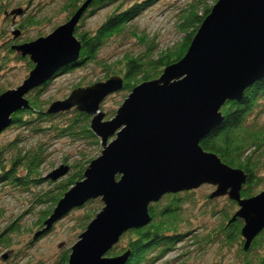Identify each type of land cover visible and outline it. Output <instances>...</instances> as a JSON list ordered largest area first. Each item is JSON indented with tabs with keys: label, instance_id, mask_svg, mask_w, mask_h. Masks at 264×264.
Returning <instances> with one entry per match:
<instances>
[{
	"label": "water",
	"instance_id": "95a60500",
	"mask_svg": "<svg viewBox=\"0 0 264 264\" xmlns=\"http://www.w3.org/2000/svg\"><path fill=\"white\" fill-rule=\"evenodd\" d=\"M90 1L45 36L12 45L33 67L20 85L0 92V132L12 122L13 112L30 107L25 96L32 88L78 60L82 44L74 31ZM22 12L20 7L10 11ZM187 50L156 79L137 83L111 119L103 120L99 107L107 95L122 89L118 74L75 87L45 109L46 114L72 108L87 113L103 146L44 222L48 228L70 209L101 197L102 208L71 246L67 264L127 263L130 253H107L123 232L151 221L150 203L205 182L217 184L211 196L228 190L238 202L246 247L264 228V190L241 199L243 173L200 146L203 136L222 123V104L239 101L244 89L264 77V0H217ZM109 135L116 139L109 141ZM67 170L60 166L48 176L56 180Z\"/></svg>",
	"mask_w": 264,
	"mask_h": 264
},
{
	"label": "trees",
	"instance_id": "16d2710c",
	"mask_svg": "<svg viewBox=\"0 0 264 264\" xmlns=\"http://www.w3.org/2000/svg\"><path fill=\"white\" fill-rule=\"evenodd\" d=\"M84 1L64 0L62 11L69 12L64 20H68ZM120 1H90L87 9L81 14L74 31L75 36L82 44L78 60L72 65L63 66L59 72L41 86L32 88L25 96L30 107L13 112L12 122L7 128L10 129L13 126L20 129L30 128L32 133H37L39 130L44 129L42 123L46 121L49 122L48 130L55 131L57 137L68 135L73 139L77 137L79 140L89 143V145L98 144L100 139L98 140L90 128V115L75 108L68 111L64 110V112L46 114L45 105L48 102L45 101L42 94L53 77H56L62 71H69L75 66H81L84 62L93 61L104 43L124 32L133 17L139 16L141 11L155 0H130L127 3ZM216 1L192 0L184 8H181L178 13L179 19L176 27L179 33H182V40H178L171 46L167 45L164 49L159 50L154 47L148 38L143 40V35L141 37L136 36L137 40L145 46V51L135 54L126 52L122 59L117 62L119 67H109L107 69L109 70L108 73L113 74L106 73L108 77L115 75V72L122 77L124 85L120 90L125 92L123 99L127 97V94L131 92L137 83L156 79L167 65L176 63L183 58L198 27ZM25 3L27 6L29 0ZM9 4L10 0H0V77L8 73L11 70L10 68L13 69L11 63L13 64L19 60L26 63L25 70L30 71L33 67V63L28 59L29 57H22L20 52L18 53L12 49L13 44L23 43L32 38H23L20 41V35L16 37L11 28V31L7 29L9 25L16 24L14 30L21 31V34L24 35L28 27H36L39 31V24L42 21H46V24L51 21V17H36L34 13H29L28 16L22 18L20 13L11 14L12 9L8 10ZM101 7H110V12L103 18L102 23L89 29L84 28L87 17L91 16L92 13H96ZM40 8H42L41 5L38 6L37 13ZM43 34L39 33V35ZM112 94H115V92ZM260 99H264V77L259 81H254L251 86L244 89L242 98L239 101L232 99L224 102L220 109L223 116L222 123L216 128L214 127L209 134L203 136L200 141L201 148L206 152L217 154L223 163H227L228 166L243 173L244 179L239 190L241 199H248V197L258 195V192L264 190V103L261 102L263 100L259 101ZM64 114L66 115L63 117ZM259 116L262 117L261 122H259ZM21 141H23L21 137L14 136L0 146V187L16 189L17 192H19V189L21 191L28 190L32 194L28 198L31 208L36 207L37 204L49 202L50 206L40 211L38 220V224L46 226L44 222L52 214L55 206L58 205V200L78 180L83 179L84 171L89 162L95 158L92 159L87 156L88 152L81 153L70 168L69 164L64 165L68 167L64 179L58 177L53 180L49 178L48 174L43 177L39 173V167L44 163L46 157L43 146L36 144L32 150H26L18 147ZM11 152L12 154H10ZM46 180L49 182L47 188L40 190L39 187L34 188L36 184H41ZM199 187L184 189L177 193H165L158 201L150 203L148 213L151 221L141 228H133L123 232L118 242L108 251L107 256H119L124 252L130 253L125 264H152L157 258L160 259L174 244L182 241V237L186 232L191 233L195 230H181L185 220L187 221L186 215L183 218L184 208H182V205L186 201L193 205L197 203V198L193 194L195 189ZM212 191L205 193V197L207 199L206 203L207 201L213 203V208H210L208 212L215 223L212 224L213 227H208L207 231L203 233L196 231L192 235L194 242L199 245L200 252L204 253L209 249L213 253L215 259L210 264H225L223 260L228 253L227 251H231L234 260V263L230 264H264V228L254 239L252 238L246 247L245 237L242 234V227L245 222L239 215H236L239 209L238 202L228 195L226 201L219 205L214 200L218 195L211 196L215 190ZM94 199H91V202H99L98 200L94 201ZM88 204H90V201L89 203L87 201L84 206ZM95 209L90 208L76 216L77 221L73 230H79V235L90 224V220L99 213L100 210L95 212ZM196 209L197 207H195V211ZM17 230H19V225L11 222L7 223L4 228H0V244L10 247L12 233ZM74 243L72 242L70 246L62 249L58 257L50 264H67L71 246ZM18 253L15 251L11 258H14Z\"/></svg>",
	"mask_w": 264,
	"mask_h": 264
},
{
	"label": "rangeland",
	"instance_id": "374dc122",
	"mask_svg": "<svg viewBox=\"0 0 264 264\" xmlns=\"http://www.w3.org/2000/svg\"><path fill=\"white\" fill-rule=\"evenodd\" d=\"M122 1L123 3H127L130 0H121L120 2ZM191 1L192 0H155L151 5L145 7L139 16L133 17L129 24H127V26H129L125 28L124 32L118 36H114L110 41L103 44L97 57H95L93 61L84 62L81 66H75L69 71H62V73L53 77L42 94V97L48 102L45 107L47 108L54 99L62 100L67 97L75 87L89 86L95 81H104L106 77H108L106 73L113 74L108 73L109 70L107 69H109V67H119L117 62L122 59L126 52L135 54L145 51V46L141 41L137 40V37L143 35V40L148 38L154 47L159 50L164 49L167 45L171 46L178 40H182V33H179L176 27V23L179 19L178 13L181 8H184L186 4ZM25 2H27V0H10L8 10L20 7L23 10L25 9L24 12L21 13V18L28 16L29 13H34L36 17H51V21L47 24L45 23L46 21H42L39 24V31H37L38 29H36V27H28V30L24 33L25 36L19 31L16 37L20 35V41L23 38L29 37L34 39L39 33L48 34L50 30H53L56 26L60 25V23H64L65 17L69 14V12L62 11L64 0H29L27 6ZM40 5L42 8H40L37 13L38 6ZM109 10L110 7H101L96 13H92L91 16L87 17L85 20L84 28L89 29L92 28V26H98L102 23L103 18L107 16V13L110 12ZM18 19L19 17L17 20ZM15 25L16 24H11L7 29L11 28L13 33H16V30H14L16 29ZM25 64L26 63H22L21 60L13 64L11 63L13 69L10 68L11 70L8 73L0 77V91H5L20 85L29 72L25 70ZM115 74L117 73L115 72ZM124 96L125 92H122V90H118L115 94L106 96L99 107L104 117L103 120L106 121L108 118L111 119L115 115L117 108L124 101ZM259 101L264 103V99H260ZM65 115L66 114L62 116L64 117ZM261 119L262 117L259 116V122L262 121ZM48 125L49 122L44 121L42 123L44 129L41 131L39 130L37 133H32L30 128L20 129L15 128V126L10 129H3L2 132H0V146L2 143L11 140L14 136L23 139L18 145L19 148L32 150L36 144H41L45 149L44 154L46 152L44 163L39 167V173H41L43 177L48 173H53L52 171L60 166L66 165V163L69 164L70 168L81 153L88 152L87 156L93 159L98 157L103 149L99 136H97L98 140L100 139L97 145H89V143L81 141L77 137L76 139L68 135L57 137L55 131L48 130ZM114 136L115 135H109L108 140H115L116 136ZM10 154H12V152ZM66 175L67 173L59 179H64ZM119 177V175L116 176V179H119ZM48 183V180H46L41 184H36L34 188L39 187V190L47 188ZM216 188L217 184L205 183L201 185V187L195 189L193 195L197 198V203L193 205L186 201L185 204L182 205V208H184L182 213L183 218L186 215L187 221L185 220L181 229L184 231H186V229L195 230L191 233L186 232L182 237V241H178L174 244L169 251L167 250L160 259L157 258L152 264H210L214 261L215 257L213 258V253L209 249L204 253L200 252L199 245L194 242L192 235L196 233V231L203 233L207 231L208 227H213L212 224L215 223V220L211 219L208 212L210 208H213V203L208 201L206 203L207 199L205 193H210L212 190H216ZM228 193L229 191L227 190L223 194L218 195L214 200L221 205L226 201L229 195ZM31 195L32 194L26 189L22 191L19 189V192H17L16 189L13 190L0 187V228H4L5 225L10 222L19 225V230L12 233L10 247H5L0 244V264H50L58 257L62 249L70 246L72 242L74 243L78 239L79 230H73L76 224L75 222L77 221L76 216L79 215L80 212H85L90 208H96L95 212H97L103 205L101 197L94 199V201L98 200L100 203L91 202V198L89 199L90 204L84 206V203L79 207L73 208L72 210L70 209L66 215L59 217L52 226L46 228L47 225L45 224L46 226H43L42 224H38V220L40 211L47 209L50 203L37 204L36 207L31 208L28 202V198H30ZM195 207H197L196 211ZM184 227L186 228L183 229ZM14 250L16 253H19L14 256V258H11L15 252ZM227 252L223 261H225V264L234 263L231 251Z\"/></svg>",
	"mask_w": 264,
	"mask_h": 264
}]
</instances>
